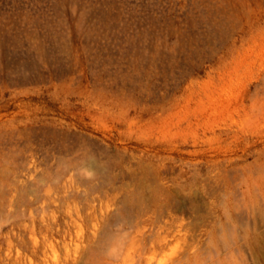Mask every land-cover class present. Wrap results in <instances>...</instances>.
<instances>
[{
	"label": "rangeland",
	"instance_id": "374dc122",
	"mask_svg": "<svg viewBox=\"0 0 264 264\" xmlns=\"http://www.w3.org/2000/svg\"><path fill=\"white\" fill-rule=\"evenodd\" d=\"M184 260L264 264V0H0V264Z\"/></svg>",
	"mask_w": 264,
	"mask_h": 264
},
{
	"label": "bare ground",
	"instance_id": "6f19581e",
	"mask_svg": "<svg viewBox=\"0 0 264 264\" xmlns=\"http://www.w3.org/2000/svg\"><path fill=\"white\" fill-rule=\"evenodd\" d=\"M138 197H136L132 202L134 203V205H136L135 204V201H136V199H137ZM142 198V197H141ZM159 199V198H158ZM138 200V199H137ZM141 200V199H140ZM151 201V203H152V205L154 206H152V205H144V206H140V204L139 205H137V207L139 208V214H138V219H142L143 221H148V220H152L157 214H158V211L159 210H161L162 209V207H163V205H165V203H163V201H160V200H157V199H150ZM142 201V200H141ZM144 201V200H143ZM142 201V202H143ZM139 202V201H138ZM137 203V202H136ZM140 203V202H139ZM147 204V203H146ZM168 206V205H167ZM165 207V206H164ZM128 208V207H127ZM135 208V207H134ZM166 208V207H165ZM163 211V210H162ZM160 213H162V212H160ZM171 213V212H170ZM163 215V214H162ZM172 215V214H171ZM174 215V214H173ZM175 216V215H174ZM130 217V216H129ZM133 217V216H132ZM159 217V216H158ZM161 217V216H160ZM169 217H172V216H169ZM131 219V218H130ZM129 219V220H130ZM171 220V219H170ZM173 220V219H172ZM175 220H179V219H176V217H175ZM174 220V221H175ZM131 221V220H130ZM169 221V220H168ZM151 223V222H150ZM165 223V222H164ZM169 223H170V221H169ZM175 223V222H174ZM174 223H173V226H174ZM180 223V222H179ZM171 224H172V221H171ZM178 224V223H177ZM177 224L175 225V227L177 226ZM166 225V224H165ZM182 225V224H181ZM181 225H179V226H181ZM168 226V225H167ZM170 226V225H169ZM171 228V227H170ZM169 228V229H170ZM183 228V227H182ZM181 228V229H182ZM171 229H173V228H171ZM176 229V228H175ZM174 229V230H175ZM181 229H179V230H181ZM141 230V229H140ZM154 230V229H153ZM156 230H154V232H155ZM168 231V230H167ZM142 233V235H145L144 234V231L142 230L141 231ZM161 232V231H160ZM182 232V231H181ZM164 233V232H163ZM165 234V233H164ZM170 234H171V232H168L166 235H164V236H160V234H158L156 237H154V238H152L153 236H151L150 238H151V240H150V242H149V244H146V243H144L143 245H141V249H142V252L145 254L147 251H151V255H150V261L152 262L154 259H156V257H157V254H158V251H159V249L160 248H162L163 246H164V244L165 245H167L166 243H168L169 241H168V238H169V236H170ZM179 234V233H178ZM177 234V235H178ZM151 235H153V233L151 234ZM172 238V237H171ZM170 240V239H169ZM145 245V246H144ZM141 252V253H142ZM140 253V254H141ZM142 255V254H141ZM159 256V255H158ZM141 257V256H140ZM184 259V258H183ZM181 260H182V258H181ZM162 262V261H161ZM175 262H178V260H176ZM174 262V263H175ZM164 263V262H163ZM168 263V262H167ZM181 263V262H180ZM148 264H150V263H148ZM154 264H155V261H154ZM166 264V263H165ZM177 264V263H176ZM183 264H185V260H184V263Z\"/></svg>",
	"mask_w": 264,
	"mask_h": 264
}]
</instances>
